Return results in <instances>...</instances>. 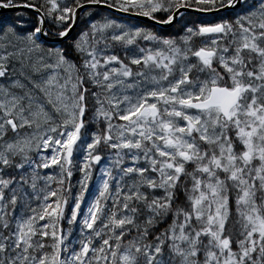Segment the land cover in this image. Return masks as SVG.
I'll return each mask as SVG.
<instances>
[{"label": "snow or ice", "instance_id": "obj_1", "mask_svg": "<svg viewBox=\"0 0 264 264\" xmlns=\"http://www.w3.org/2000/svg\"><path fill=\"white\" fill-rule=\"evenodd\" d=\"M0 264H264V0H0Z\"/></svg>", "mask_w": 264, "mask_h": 264}, {"label": "water", "instance_id": "obj_2", "mask_svg": "<svg viewBox=\"0 0 264 264\" xmlns=\"http://www.w3.org/2000/svg\"><path fill=\"white\" fill-rule=\"evenodd\" d=\"M144 23H150L149 21H144Z\"/></svg>", "mask_w": 264, "mask_h": 264}]
</instances>
